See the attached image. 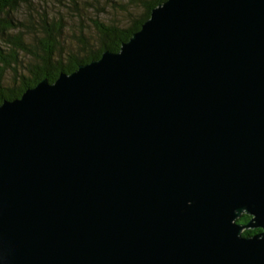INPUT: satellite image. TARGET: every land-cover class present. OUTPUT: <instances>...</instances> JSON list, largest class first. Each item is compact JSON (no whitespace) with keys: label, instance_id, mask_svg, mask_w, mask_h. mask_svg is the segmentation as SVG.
<instances>
[{"label":"water","instance_id":"95a60500","mask_svg":"<svg viewBox=\"0 0 264 264\" xmlns=\"http://www.w3.org/2000/svg\"><path fill=\"white\" fill-rule=\"evenodd\" d=\"M0 264H264V0H164L3 99Z\"/></svg>","mask_w":264,"mask_h":264},{"label":"trees","instance_id":"16d2710c","mask_svg":"<svg viewBox=\"0 0 264 264\" xmlns=\"http://www.w3.org/2000/svg\"><path fill=\"white\" fill-rule=\"evenodd\" d=\"M29 1L0 0V102L18 97L40 79L52 81L60 72L69 73L79 64L97 59L103 50L117 51L120 43L147 19L151 8L164 0H127L140 6L137 15H130L122 24H103L92 19L96 39L88 42L80 35L76 47L68 50L62 49L61 18L45 12L25 20L13 17L19 5H27ZM24 34L32 36L29 42L24 40ZM241 217L236 220H242ZM252 231L244 230L242 234Z\"/></svg>","mask_w":264,"mask_h":264},{"label":"rangeland","instance_id":"374dc122","mask_svg":"<svg viewBox=\"0 0 264 264\" xmlns=\"http://www.w3.org/2000/svg\"><path fill=\"white\" fill-rule=\"evenodd\" d=\"M140 11L139 5L130 4L127 0H31L27 5H19L13 17L25 20L30 15L35 18L39 13L45 12L61 18L62 49L68 50L76 47L80 35L88 42L96 39L92 19L103 24H122L128 21L130 15L135 16ZM31 37L24 34L25 41L29 42ZM5 78H9L8 74H5Z\"/></svg>","mask_w":264,"mask_h":264},{"label":"flooded vegetation","instance_id":"af4514ba","mask_svg":"<svg viewBox=\"0 0 264 264\" xmlns=\"http://www.w3.org/2000/svg\"><path fill=\"white\" fill-rule=\"evenodd\" d=\"M237 218H238V217H237ZM237 218H236V219H237ZM249 218H250V216L244 213V215H242V217H241L242 220H238V221H237V220L235 219V222L238 223V224H244L245 222L248 221ZM244 230H253V231H252V232H248V233H246V234H242L241 236H249V235L255 234V233H257V232L260 231L259 228H247V229H242V231H244Z\"/></svg>","mask_w":264,"mask_h":264}]
</instances>
